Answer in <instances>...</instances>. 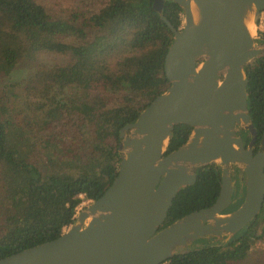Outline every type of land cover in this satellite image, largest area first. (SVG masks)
I'll return each mask as SVG.
<instances>
[{"label": "trees", "instance_id": "1", "mask_svg": "<svg viewBox=\"0 0 264 264\" xmlns=\"http://www.w3.org/2000/svg\"><path fill=\"white\" fill-rule=\"evenodd\" d=\"M153 1L0 0V75L33 62L24 87L36 98L32 121L22 122L0 96V257L58 236L72 222L80 194L95 199L116 176L120 127L169 85L163 63L174 34L162 14L178 27L183 8L163 0L157 11ZM48 52L63 60L41 62ZM244 71L255 152L264 130V53ZM191 128L175 124L165 153ZM240 134L246 145L249 130L240 127ZM231 178L232 199L240 201L245 181L237 166ZM220 184L219 163L199 166L195 181L176 190L160 227L210 205ZM259 239L264 202L224 241L182 245L163 264H231Z\"/></svg>", "mask_w": 264, "mask_h": 264}, {"label": "water", "instance_id": "2", "mask_svg": "<svg viewBox=\"0 0 264 264\" xmlns=\"http://www.w3.org/2000/svg\"><path fill=\"white\" fill-rule=\"evenodd\" d=\"M176 1L183 8L178 27L162 14L174 34L163 63L169 85L120 127L112 182L76 208L58 236L0 257V264H163L182 245L227 239L256 216L264 202V135L254 152L244 64L264 53V43L255 41L264 0ZM162 5L153 1L157 11ZM177 123L190 124V134L165 153ZM240 127L250 132L246 145ZM210 162L221 166L215 200L160 227L176 190ZM233 166L245 189L230 209Z\"/></svg>", "mask_w": 264, "mask_h": 264}, {"label": "rangeland", "instance_id": "3", "mask_svg": "<svg viewBox=\"0 0 264 264\" xmlns=\"http://www.w3.org/2000/svg\"><path fill=\"white\" fill-rule=\"evenodd\" d=\"M66 4L62 5V8L69 10V5L67 6ZM257 22L258 21H256V23ZM39 60L47 65H51L55 62H61L63 56L48 52L42 54ZM33 70V62L28 60L16 65L8 74L0 75V96L8 105L10 111L14 113V116L22 122L32 121L33 109L31 102L36 98L25 89L24 85L28 75ZM232 172L233 167L230 174ZM81 198L77 209L83 207L90 201V199L84 198L83 194L81 195ZM242 199L239 202H241ZM66 228L67 226L63 230ZM231 264H264V239L257 240L243 260L234 261Z\"/></svg>", "mask_w": 264, "mask_h": 264}, {"label": "flooded vegetation", "instance_id": "4", "mask_svg": "<svg viewBox=\"0 0 264 264\" xmlns=\"http://www.w3.org/2000/svg\"><path fill=\"white\" fill-rule=\"evenodd\" d=\"M256 43H264V36L262 37H259L257 40H255ZM263 135H264V130H263ZM262 135V137H263ZM262 137H261V141H262ZM255 144V143H254ZM261 144V142H260ZM232 179V178H231ZM233 181V180H232ZM233 185H234V181H233ZM232 185V192H233V186ZM245 189V188H244ZM244 189H243V192H244ZM237 201L236 199H232V196H231V203H230V209H233L235 207H237L241 202ZM236 233V232H234ZM225 240V236H221V235H215V236H209V237H206L204 240H197L195 242H192V244H189V246H194V245H201L205 242H217V241H224Z\"/></svg>", "mask_w": 264, "mask_h": 264}, {"label": "built area", "instance_id": "5", "mask_svg": "<svg viewBox=\"0 0 264 264\" xmlns=\"http://www.w3.org/2000/svg\"><path fill=\"white\" fill-rule=\"evenodd\" d=\"M258 22L256 23V31L259 37L264 36V9L261 10L259 17H258ZM82 193L80 194V196Z\"/></svg>", "mask_w": 264, "mask_h": 264}, {"label": "bare ground", "instance_id": "6", "mask_svg": "<svg viewBox=\"0 0 264 264\" xmlns=\"http://www.w3.org/2000/svg\"><path fill=\"white\" fill-rule=\"evenodd\" d=\"M247 25H248L250 31L254 30V24H253L251 19H247Z\"/></svg>", "mask_w": 264, "mask_h": 264}]
</instances>
